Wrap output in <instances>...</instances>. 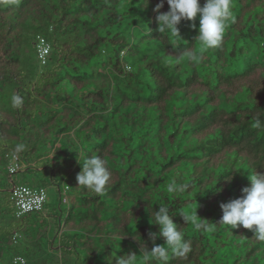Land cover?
Instances as JSON below:
<instances>
[{"label": "trees", "instance_id": "trees-1", "mask_svg": "<svg viewBox=\"0 0 264 264\" xmlns=\"http://www.w3.org/2000/svg\"><path fill=\"white\" fill-rule=\"evenodd\" d=\"M158 2L0 0V264L139 255L142 241L152 247L159 205L191 246L184 257L170 253L168 264H264V241L218 223L220 203L240 197L249 173L264 172V127L254 126L264 123V0H232L215 49L194 40L198 19L181 21V40L159 34ZM37 36L51 47L44 65ZM189 51L201 59L190 62ZM13 154L18 172L65 182L66 202L57 188L47 211L4 209ZM92 155L111 172L102 195L77 185ZM173 179L187 185L183 193L167 191ZM194 210L211 230L184 222Z\"/></svg>", "mask_w": 264, "mask_h": 264}, {"label": "clouds", "instance_id": "clouds-1", "mask_svg": "<svg viewBox=\"0 0 264 264\" xmlns=\"http://www.w3.org/2000/svg\"><path fill=\"white\" fill-rule=\"evenodd\" d=\"M165 3L168 5V10L162 12L161 9L164 8ZM231 3L232 0H204L201 5L200 0H159L153 8V12L156 13V31L159 34L169 33L181 40L178 28L181 21L191 22L198 19V27L196 24L191 25L197 33L194 40L199 43L202 49L218 48L224 39L227 24L233 16ZM143 5H147V0H144ZM186 55L190 62H198L201 59L197 53L192 51L187 52ZM12 103L19 107L22 104V98L14 95ZM254 126L262 128L264 123L260 119H256ZM23 148L24 145H18L16 151H22ZM78 155H82V153H77ZM13 163L12 159L9 166ZM110 178L111 172L106 166V161L99 155H92L84 157V164L76 176V181L78 186L102 195L106 191V185ZM228 179L230 180L231 177ZM248 180L250 183L241 189L240 197L220 203L222 216L218 223L229 228L243 227L251 230L258 240L264 241V172L249 173ZM186 188L187 185L177 183L174 179L167 184V191L172 194L183 193ZM182 217L184 222L194 224L197 229L203 226L211 230V227L215 225L213 223L211 225L198 223L199 217L195 210L190 214L182 215ZM150 223L158 226L157 232L149 231L147 233L148 241L152 243L150 249L142 241L139 255L129 252L124 256H118L112 252L105 258L107 264H153V262L168 264L170 253L184 257L191 251L189 242L184 238V232L170 217L167 205H159L158 210H154ZM157 238H162L164 243L157 244Z\"/></svg>", "mask_w": 264, "mask_h": 264}, {"label": "built area", "instance_id": "built-area-1", "mask_svg": "<svg viewBox=\"0 0 264 264\" xmlns=\"http://www.w3.org/2000/svg\"><path fill=\"white\" fill-rule=\"evenodd\" d=\"M36 59L37 61L44 65L50 54V46L47 40L44 37L37 36L36 44ZM13 164L9 166V171L11 173L19 170L18 159L16 155H12ZM66 189L62 192L64 195L63 202H66ZM11 200L14 203L15 212L17 216H22L29 213H37L43 210L45 201L47 199V194L44 188L32 189L25 185H14L10 191ZM19 261L20 264H24V259L18 258L16 261Z\"/></svg>", "mask_w": 264, "mask_h": 264}, {"label": "rangeland", "instance_id": "rangeland-1", "mask_svg": "<svg viewBox=\"0 0 264 264\" xmlns=\"http://www.w3.org/2000/svg\"><path fill=\"white\" fill-rule=\"evenodd\" d=\"M54 180H50L49 177H47L45 174L37 172V174H30L25 172H16L14 175L11 176V183H9V188L11 189L12 185H25L32 189H36L39 187H43L46 190L47 193V199L45 201V210H49L53 205H56L58 201V192L57 188L63 189V184L65 182H61L57 178H53ZM59 182V183H58ZM59 184V185H57ZM63 191V190H61ZM9 194V192H8ZM8 199V205L4 206V209L11 210L14 207V203L10 200V195L7 197ZM65 208L66 206L62 207V212L65 214Z\"/></svg>", "mask_w": 264, "mask_h": 264}]
</instances>
